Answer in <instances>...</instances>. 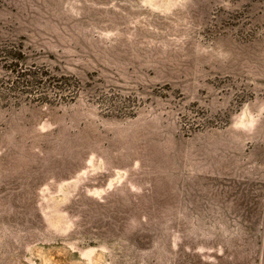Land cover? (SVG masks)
I'll return each mask as SVG.
<instances>
[{
  "label": "rangeland",
  "instance_id": "374dc122",
  "mask_svg": "<svg viewBox=\"0 0 264 264\" xmlns=\"http://www.w3.org/2000/svg\"><path fill=\"white\" fill-rule=\"evenodd\" d=\"M0 264H259L264 0H0ZM5 70L0 61V79Z\"/></svg>",
  "mask_w": 264,
  "mask_h": 264
},
{
  "label": "trees",
  "instance_id": "16d2710c",
  "mask_svg": "<svg viewBox=\"0 0 264 264\" xmlns=\"http://www.w3.org/2000/svg\"><path fill=\"white\" fill-rule=\"evenodd\" d=\"M0 61L6 73L0 79V88L9 99L60 104L75 101L82 91L74 76L56 74L47 66L27 64L22 52L16 49L5 50Z\"/></svg>",
  "mask_w": 264,
  "mask_h": 264
},
{
  "label": "crops",
  "instance_id": "0c3cea01",
  "mask_svg": "<svg viewBox=\"0 0 264 264\" xmlns=\"http://www.w3.org/2000/svg\"><path fill=\"white\" fill-rule=\"evenodd\" d=\"M259 264H264V240H263V247H262V256Z\"/></svg>",
  "mask_w": 264,
  "mask_h": 264
}]
</instances>
